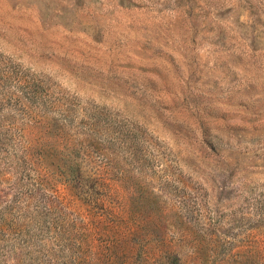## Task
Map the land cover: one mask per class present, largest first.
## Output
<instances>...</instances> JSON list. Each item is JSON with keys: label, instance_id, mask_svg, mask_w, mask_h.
Segmentation results:
<instances>
[{"label": "rangeland", "instance_id": "1", "mask_svg": "<svg viewBox=\"0 0 264 264\" xmlns=\"http://www.w3.org/2000/svg\"><path fill=\"white\" fill-rule=\"evenodd\" d=\"M264 264V0H0V264Z\"/></svg>", "mask_w": 264, "mask_h": 264}, {"label": "trees", "instance_id": "2", "mask_svg": "<svg viewBox=\"0 0 264 264\" xmlns=\"http://www.w3.org/2000/svg\"><path fill=\"white\" fill-rule=\"evenodd\" d=\"M164 258V264H183L179 261L178 257L175 254L169 252L165 254Z\"/></svg>", "mask_w": 264, "mask_h": 264}]
</instances>
